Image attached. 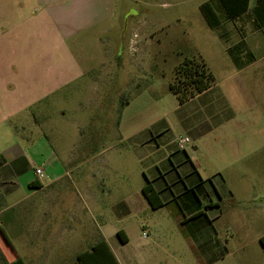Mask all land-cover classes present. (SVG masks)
I'll use <instances>...</instances> for the list:
<instances>
[{"label":"crops","instance_id":"obj_1","mask_svg":"<svg viewBox=\"0 0 264 264\" xmlns=\"http://www.w3.org/2000/svg\"><path fill=\"white\" fill-rule=\"evenodd\" d=\"M208 3L217 15L216 27L209 26L221 29L218 39L226 45L231 60L229 67L234 71L222 68L217 77L208 68L214 77L213 85L186 101L201 100L197 112L185 118L200 125L189 127L195 142H201L219 127L229 126L237 117H264V62L261 61L264 56V0H249L248 8L233 17L221 0L217 7ZM117 16L116 0H0V137H3L0 139V228L25 264H29L30 256L43 264L65 261L64 264H77L79 255L102 239L118 264H132L122 249L130 242L127 230H116L106 224L99 227L96 242L88 241L90 215L94 208L101 206L98 191L110 192L105 180L97 178L95 167L110 168V160L99 159L116 147L105 142L110 108H105L102 95L97 103L106 115L86 123L84 129L89 128L90 132H81L83 136L78 144L70 147L78 153L66 155L52 164L32 167L26 149L18 142L6 144L13 135L9 120H25V115L30 113L28 110L79 84L90 76L88 72L106 66L84 62L81 54H85L86 47L82 49L85 42L78 39L94 31H97L96 36L110 31ZM103 45L107 46L104 42ZM117 122L113 127L122 128V121ZM38 147L53 157L55 149L48 139ZM193 149L196 152L198 148ZM194 166L192 172L186 171L191 178H161L163 172L145 178L162 205L157 209L150 205L142 191L145 183L133 198L124 197L116 212L119 219L151 211L154 222L147 220L143 225V236L147 232L144 237L148 238L154 227L164 228L169 223L179 226L188 249L183 252L164 250L167 264L170 260L175 264H259L250 254L239 255L248 244L231 249L234 233L230 226L220 225L223 215L220 204L234 201L235 194L224 178H195L193 173L199 165ZM37 168L44 173L42 179L35 176ZM76 172L80 175L74 178ZM117 181L123 183L120 178ZM100 182L102 187L98 186ZM20 214L23 215V231L16 233L13 226L17 222L13 216ZM4 222L13 224L11 232L21 242L22 252L12 241ZM110 231L117 237L118 232L123 231L127 242L123 243L118 237L122 245L113 249L109 243ZM262 238L264 234L258 238L264 251ZM183 241L176 242L175 246L183 245ZM150 254L156 255L154 251ZM16 257L0 232V264L11 263ZM185 258L188 262L183 261ZM135 264L139 262L136 260Z\"/></svg>","mask_w":264,"mask_h":264},{"label":"rangeland","instance_id":"obj_2","mask_svg":"<svg viewBox=\"0 0 264 264\" xmlns=\"http://www.w3.org/2000/svg\"><path fill=\"white\" fill-rule=\"evenodd\" d=\"M208 2L217 7L219 0H116L118 16L112 29L99 36L94 31L78 39L85 42L82 49L86 47L85 54H81L84 59L80 60L106 66L88 72L90 76L79 84L28 110L25 120L8 121L13 135L7 145L18 142L26 149L32 167L52 164L78 153L70 147L78 144L81 132H90L89 128L84 129L86 123L106 115L97 103L102 95L105 108H110L105 142L116 147L99 159L110 160V168L95 167L97 178L105 180L110 192L98 191L101 206L90 215L88 241L96 242L99 227L106 224L127 230L130 242L122 249L132 264L136 260L139 264H167L164 250L183 252L188 247L179 226L173 223L164 228L154 227L149 238L144 237L143 225L147 220L154 222L151 211L119 219L116 212L120 203L124 197L133 198L140 186L147 183L145 178L159 172H163L161 178H191L186 171L192 172L196 163L199 168L194 170L195 178H224L235 194L234 201L220 204V225L230 226L235 236L229 245L231 249L248 244L239 255L250 254L264 264V251L258 240L264 234V117H237L229 126L219 127L201 142H195L189 127L200 125L185 118L197 112L201 100L181 104L171 89L177 81V69L186 62L207 64V69L211 68L217 77L222 68L234 71L229 67L226 45L218 39L221 29H212L201 12V5ZM117 121H122V128L113 127ZM180 137L190 140L185 151L178 147ZM47 139L55 149L52 158L38 147ZM193 147L198 148L196 152ZM79 175L76 172L73 177ZM102 185L100 182L98 186ZM13 217L17 222L14 232L21 233L23 215ZM4 224L22 252L21 242L11 232L13 224ZM110 232L111 247H121L115 232ZM178 241L184 244L175 246ZM152 251L155 256H151ZM28 261L43 264L31 256ZM183 261L188 262L186 258ZM169 264L175 263L170 260Z\"/></svg>","mask_w":264,"mask_h":264},{"label":"trees","instance_id":"obj_3","mask_svg":"<svg viewBox=\"0 0 264 264\" xmlns=\"http://www.w3.org/2000/svg\"><path fill=\"white\" fill-rule=\"evenodd\" d=\"M221 2L231 17L245 11L249 5V0H221ZM200 9L208 24L213 28L216 27L217 15L211 5L209 3H205L201 5ZM213 83L214 77L206 68L204 63L186 62L184 66L177 69V81L171 85V89L176 95H178L181 104H183L194 98L197 94L208 90ZM142 191L145 198L153 208L157 209L162 205L159 201L157 192L153 189L148 179L147 184ZM0 232L6 243L11 247L17 256L13 262L7 264H25L23 259L18 256L11 241L7 238L1 228ZM118 237L123 243L127 242V238L124 236L123 231L118 232ZM261 242L264 246V238H262ZM77 264H118V262L108 244L104 239H102L90 250L81 253L78 257Z\"/></svg>","mask_w":264,"mask_h":264},{"label":"built area","instance_id":"obj_4","mask_svg":"<svg viewBox=\"0 0 264 264\" xmlns=\"http://www.w3.org/2000/svg\"><path fill=\"white\" fill-rule=\"evenodd\" d=\"M261 61L264 62V56L261 58ZM188 143H190V140H189V138H187V137H186V138H182V137H180V138L178 139V141H177V144H178L179 149H181V150H183V151L186 150V147H185V146H186ZM34 173H35V176H37L39 179H42V178L44 177V173H43L42 169H40V168L35 169ZM145 235H147V234H144V236H145Z\"/></svg>","mask_w":264,"mask_h":264}]
</instances>
